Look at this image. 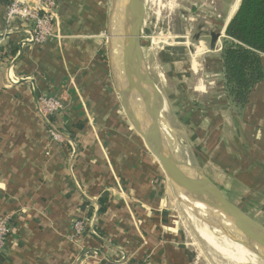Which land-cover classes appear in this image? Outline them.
<instances>
[{"label":"crops","instance_id":"crops-1","mask_svg":"<svg viewBox=\"0 0 264 264\" xmlns=\"http://www.w3.org/2000/svg\"><path fill=\"white\" fill-rule=\"evenodd\" d=\"M219 1L229 20L236 0ZM126 2L117 1V31ZM112 3L60 0L55 34L43 44L27 40L25 23L7 28L0 4V217L9 216L12 227L0 264H192L178 195L114 85L107 43ZM220 43L205 59L206 79L195 86L200 105L186 115L195 163L264 223V75L243 109H234ZM47 95L63 103L53 125L63 141L52 138L39 110V97ZM80 218L86 230L76 236Z\"/></svg>","mask_w":264,"mask_h":264},{"label":"rangeland","instance_id":"rangeland-1","mask_svg":"<svg viewBox=\"0 0 264 264\" xmlns=\"http://www.w3.org/2000/svg\"><path fill=\"white\" fill-rule=\"evenodd\" d=\"M222 1H224L222 4L228 5L233 2V0ZM238 2L236 0L233 4L231 15ZM227 12L222 11L219 0H147L146 2L142 32L143 50L152 78L166 98L167 105L163 113L162 126L171 142L178 146L180 153L193 163L199 162V159L192 142V126L186 115L188 107H193L195 110L200 105L198 101L201 99V94L195 90V86L202 78L206 79L205 59L215 53L209 45L210 31L223 30L228 21ZM222 40L223 36L219 41L222 43ZM178 203L179 225L192 264H264L258 257L259 261L237 262L223 254L199 234L198 229L201 224L209 223L204 214L192 208L184 200L183 195L178 196ZM260 218L264 220L263 216ZM217 244L228 250V246ZM230 249L233 250V247ZM228 253L235 256L230 251Z\"/></svg>","mask_w":264,"mask_h":264},{"label":"water","instance_id":"water-1","mask_svg":"<svg viewBox=\"0 0 264 264\" xmlns=\"http://www.w3.org/2000/svg\"><path fill=\"white\" fill-rule=\"evenodd\" d=\"M117 1L113 0L107 21L108 56L114 85L127 117L178 196L183 195L204 206V217L211 226L229 234L264 262V223L230 200L199 164L184 157L162 126L166 99L152 78L141 41L145 0H127L118 31L115 24ZM241 2L223 31L212 32L211 49H217L220 38L226 36V28ZM156 114L161 119H155ZM49 125L56 129L51 123Z\"/></svg>","mask_w":264,"mask_h":264},{"label":"trees","instance_id":"trees-1","mask_svg":"<svg viewBox=\"0 0 264 264\" xmlns=\"http://www.w3.org/2000/svg\"><path fill=\"white\" fill-rule=\"evenodd\" d=\"M10 1L0 0V4L7 5ZM225 34L220 51L225 92L230 105L241 110L264 75V0H242ZM16 50H13V54ZM48 119L55 124L54 116L50 115ZM71 136L74 137V133ZM104 209L102 204L99 212Z\"/></svg>","mask_w":264,"mask_h":264},{"label":"built area","instance_id":"built-area-1","mask_svg":"<svg viewBox=\"0 0 264 264\" xmlns=\"http://www.w3.org/2000/svg\"><path fill=\"white\" fill-rule=\"evenodd\" d=\"M60 0H11L6 5L5 23L11 29L17 22L25 23L29 27L27 40L37 44H43L54 36L58 24V5ZM3 41L0 39V56ZM38 107L42 115L49 121V116L56 119L64 109L63 103L57 96H41L38 99ZM52 124V123H51ZM54 125V124H52ZM50 126V125H49ZM52 138L63 141V135L51 127ZM74 235H82L86 230L84 219H76L73 224ZM12 231L10 217H0V253L5 250L8 237ZM137 264V263H131Z\"/></svg>","mask_w":264,"mask_h":264},{"label":"bare ground","instance_id":"bare-ground-1","mask_svg":"<svg viewBox=\"0 0 264 264\" xmlns=\"http://www.w3.org/2000/svg\"><path fill=\"white\" fill-rule=\"evenodd\" d=\"M154 118L155 119H158V118L161 119L160 115H157V114L154 116ZM162 119H163V117H162ZM169 131H170V129H169ZM180 146H181V144H180ZM184 200L189 205H191L192 208H194L196 210H199L202 214H204L203 211L206 210L204 208V206L200 205L197 202H194V201L192 202L191 200H189V198H186L185 196H184ZM198 231H199V234L206 241H208L214 247H217L218 249H220V251L223 254H225L226 256H228L229 258H231L232 260H235L237 262H247V261H256V260L259 259V257L257 259L256 254H254L253 252H251L250 250H248L242 243L236 241L235 239L233 240L229 234H226V233H224V231H222V230H220V229H218V228H216L214 226H211L209 223H202L201 226H200V228L198 229ZM220 241H223V242H220ZM217 243L224 244V245H226V247L228 246L227 247L228 250H226L222 246L220 247V245H218ZM231 247H233V250L230 249ZM228 251H230L235 256L230 255L228 253ZM234 251H236V253H234ZM236 255H240L242 257L236 256ZM243 257L246 258V259H248V260L244 259Z\"/></svg>","mask_w":264,"mask_h":264},{"label":"flooded vegetation","instance_id":"flooded-vegetation-1","mask_svg":"<svg viewBox=\"0 0 264 264\" xmlns=\"http://www.w3.org/2000/svg\"><path fill=\"white\" fill-rule=\"evenodd\" d=\"M212 32H213V31H210V40H211V34H212ZM214 32H215V31H214ZM217 32H219V31H217Z\"/></svg>","mask_w":264,"mask_h":264}]
</instances>
